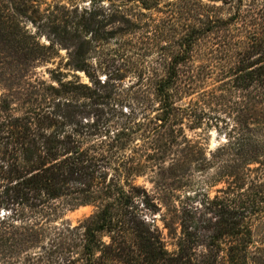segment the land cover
<instances>
[{"label":"rangeland","instance_id":"374dc122","mask_svg":"<svg viewBox=\"0 0 264 264\" xmlns=\"http://www.w3.org/2000/svg\"><path fill=\"white\" fill-rule=\"evenodd\" d=\"M263 3L0 0V109L52 110L60 102L73 116L67 129L83 134L84 148L98 163L86 192L73 201L81 205L71 209L63 202L58 212L40 218L42 230L29 241L21 221L14 228L0 224V264L84 258L87 230L102 222L105 211L115 216L121 209L144 220L175 253L183 208L226 186L213 156L226 144L236 118L232 109L244 106V95L233 91L221 49L240 23L231 18ZM223 22L230 24L223 28ZM78 49L85 71L76 67ZM182 56L180 81L169 86L174 98L165 104L156 83ZM5 214L1 210V221ZM251 227L254 264L264 248V214Z\"/></svg>","mask_w":264,"mask_h":264},{"label":"trees","instance_id":"16d2710c","mask_svg":"<svg viewBox=\"0 0 264 264\" xmlns=\"http://www.w3.org/2000/svg\"><path fill=\"white\" fill-rule=\"evenodd\" d=\"M231 20L240 23L221 54L229 64L225 69L233 91L244 95V106L234 105V125L213 156L220 161L218 178L225 188L214 198L204 194L198 206L183 208L175 253L165 249L144 220L121 209L115 216L105 211L102 222L87 230L84 258H65L63 264H249L251 221L264 214V3ZM228 24L223 22V28ZM79 49L74 60L80 63L77 69L85 71ZM185 61L183 56L172 59V72L156 83L165 104L174 98L169 86L178 85L177 66ZM0 111V212H7V221L0 224L14 228L21 221L29 241L42 230L39 221L58 212L63 202L71 209L81 205L73 201L86 192L97 158L84 148L83 134L67 129L68 117L73 116L65 114L60 102L52 110L35 106L18 113L6 104ZM253 263L264 264V248L256 252Z\"/></svg>","mask_w":264,"mask_h":264}]
</instances>
